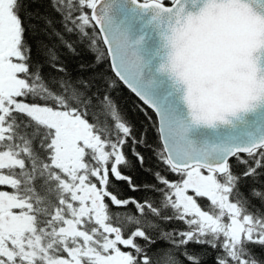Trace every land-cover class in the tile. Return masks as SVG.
Segmentation results:
<instances>
[{
    "label": "snow or ice",
    "instance_id": "snow-or-ice-1",
    "mask_svg": "<svg viewBox=\"0 0 264 264\" xmlns=\"http://www.w3.org/2000/svg\"><path fill=\"white\" fill-rule=\"evenodd\" d=\"M44 2L0 0V264H264V0Z\"/></svg>",
    "mask_w": 264,
    "mask_h": 264
},
{
    "label": "trees",
    "instance_id": "trees-1",
    "mask_svg": "<svg viewBox=\"0 0 264 264\" xmlns=\"http://www.w3.org/2000/svg\"><path fill=\"white\" fill-rule=\"evenodd\" d=\"M34 7H36V5H34ZM39 7H40V11H44L45 8L47 7V0H45V2L43 4L39 5ZM34 53H35V49H34ZM93 55H95V54L85 51L81 54L80 58L75 59V60H70V66L74 68L75 65L79 62V59H91L93 57ZM107 68H108V66H107V64H105L104 69L107 70ZM109 75H110V73H109ZM115 95H116L119 103L125 109L129 110L130 115L137 122L138 127H140L142 124L146 123L143 121L142 115L138 114L137 110H135V108H134V103L138 102V101L136 100L135 96L133 94H131L129 90H127L126 87L121 86ZM149 137L151 139H155V130L154 129L149 131ZM141 178H143V177H141ZM209 264H211L210 260H209Z\"/></svg>",
    "mask_w": 264,
    "mask_h": 264
}]
</instances>
